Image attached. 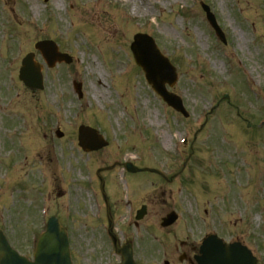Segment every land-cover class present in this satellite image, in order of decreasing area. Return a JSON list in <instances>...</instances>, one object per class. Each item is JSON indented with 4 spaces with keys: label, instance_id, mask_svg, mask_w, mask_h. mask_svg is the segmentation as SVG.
Wrapping results in <instances>:
<instances>
[{
    "label": "rangeland",
    "instance_id": "1",
    "mask_svg": "<svg viewBox=\"0 0 264 264\" xmlns=\"http://www.w3.org/2000/svg\"><path fill=\"white\" fill-rule=\"evenodd\" d=\"M201 2L215 14L225 45L207 24ZM8 5L23 20L11 22L0 0V227L11 243L24 253L31 248L40 183L50 195L51 214L68 226L75 261V249L85 261L88 250L103 251L104 245L106 251V230L94 217L100 207L105 212L101 196L94 195L101 187L95 176L100 169L113 233L133 243L139 264H187L178 262L181 253L192 259L209 234L241 243L264 264V125L257 122L264 118V0H9ZM136 33L152 36L175 66L178 79L170 90L183 99L188 118L167 107L144 81L129 50ZM39 40L55 41L74 61L53 69L41 62L44 88L31 92L15 76L27 53L39 61L34 50ZM72 78L82 86L81 99L70 90ZM82 125L97 129L108 146L82 152L77 146ZM186 136L188 142L177 149ZM27 153L33 157L23 167ZM127 161L156 169L169 181L126 174L125 188L119 168ZM142 205L147 214L136 228L130 216ZM171 211L177 222L161 229V218Z\"/></svg>",
    "mask_w": 264,
    "mask_h": 264
},
{
    "label": "water",
    "instance_id": "2",
    "mask_svg": "<svg viewBox=\"0 0 264 264\" xmlns=\"http://www.w3.org/2000/svg\"><path fill=\"white\" fill-rule=\"evenodd\" d=\"M135 50L136 59L138 64L143 68L146 73L147 80L153 85L156 92L176 110V99L166 93L164 90V83L172 85V79H174L173 69L169 66L165 59H162L156 49L150 45V50L142 44H135L133 46ZM25 67L21 71L20 78L25 84L33 86V83L37 82L40 85V76L36 74L35 70L27 69ZM168 71V73H167ZM35 79V80H34ZM35 81V82H34ZM84 149L93 150L99 149L104 144L100 142L99 138L94 132L85 130L84 136L81 138ZM174 216L168 218L164 225H169L173 222ZM130 258L127 257L125 264H129ZM0 264H28L26 261L20 260L15 257L12 251L9 249L5 238L0 232ZM30 264H70L67 254V246L65 241V235L63 231L53 230L48 232L39 244L35 261Z\"/></svg>",
    "mask_w": 264,
    "mask_h": 264
},
{
    "label": "bare ground",
    "instance_id": "3",
    "mask_svg": "<svg viewBox=\"0 0 264 264\" xmlns=\"http://www.w3.org/2000/svg\"><path fill=\"white\" fill-rule=\"evenodd\" d=\"M90 73H91V74H94V72H93V71H90ZM100 94H101V93H100ZM164 137H165V136H164ZM230 262H231V263H234V261H233V260H230Z\"/></svg>",
    "mask_w": 264,
    "mask_h": 264
}]
</instances>
